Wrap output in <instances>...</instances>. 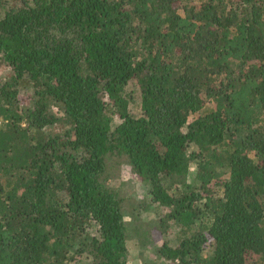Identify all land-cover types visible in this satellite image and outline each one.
<instances>
[{"label":"trees","instance_id":"16d2710c","mask_svg":"<svg viewBox=\"0 0 264 264\" xmlns=\"http://www.w3.org/2000/svg\"><path fill=\"white\" fill-rule=\"evenodd\" d=\"M0 64V264H128L122 165L155 263L264 264V0H0Z\"/></svg>","mask_w":264,"mask_h":264},{"label":"rangeland","instance_id":"374dc122","mask_svg":"<svg viewBox=\"0 0 264 264\" xmlns=\"http://www.w3.org/2000/svg\"><path fill=\"white\" fill-rule=\"evenodd\" d=\"M6 73V67L0 64V77ZM207 106H211L208 103ZM194 166H190V171H194ZM117 176L121 183L120 189L122 192H126L129 198L136 199V210H127L125 213V221H135L138 219V223H143L142 231L146 232L135 237L130 229L128 233L127 247H128V264H157L154 262L156 259L155 250L160 247L163 242H167L169 245L174 246L175 240L178 234V228L173 224H168L166 233L162 232V226L159 223V218L167 210L161 206H149L145 196V184L141 183L139 179L130 173V169L127 165H122L117 170ZM143 207L147 208L145 211ZM139 213V215H138ZM137 216V217H136ZM80 260V257L78 258ZM86 260L82 261L85 264ZM158 264H169L168 261H159ZM255 264H259L258 261Z\"/></svg>","mask_w":264,"mask_h":264}]
</instances>
